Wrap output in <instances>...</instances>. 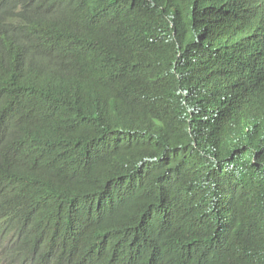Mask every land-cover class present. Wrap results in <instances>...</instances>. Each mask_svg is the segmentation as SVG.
<instances>
[{
  "label": "trees",
  "instance_id": "16d2710c",
  "mask_svg": "<svg viewBox=\"0 0 264 264\" xmlns=\"http://www.w3.org/2000/svg\"><path fill=\"white\" fill-rule=\"evenodd\" d=\"M263 51L264 0H0V264H264Z\"/></svg>",
  "mask_w": 264,
  "mask_h": 264
},
{
  "label": "clouds",
  "instance_id": "9594fccd",
  "mask_svg": "<svg viewBox=\"0 0 264 264\" xmlns=\"http://www.w3.org/2000/svg\"><path fill=\"white\" fill-rule=\"evenodd\" d=\"M262 55H263V58H262V62H263V65L261 66V69L262 71L264 72V53L262 52ZM261 77L264 78V74H261Z\"/></svg>",
  "mask_w": 264,
  "mask_h": 264
},
{
  "label": "rangeland",
  "instance_id": "374dc122",
  "mask_svg": "<svg viewBox=\"0 0 264 264\" xmlns=\"http://www.w3.org/2000/svg\"><path fill=\"white\" fill-rule=\"evenodd\" d=\"M263 53H264V51H263Z\"/></svg>",
  "mask_w": 264,
  "mask_h": 264
}]
</instances>
